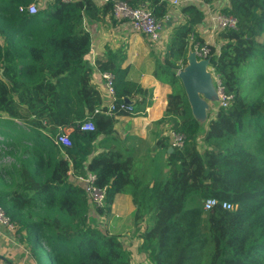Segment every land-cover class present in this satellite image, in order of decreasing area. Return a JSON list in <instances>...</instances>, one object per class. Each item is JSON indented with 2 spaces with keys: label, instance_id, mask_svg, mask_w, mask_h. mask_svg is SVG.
Masks as SVG:
<instances>
[{
  "label": "trees",
  "instance_id": "1",
  "mask_svg": "<svg viewBox=\"0 0 264 264\" xmlns=\"http://www.w3.org/2000/svg\"><path fill=\"white\" fill-rule=\"evenodd\" d=\"M33 1L0 0V114L8 117L0 122V156L11 159L0 173L14 187H0V205L17 223L30 262L131 264L119 235L91 225L85 191L69 181L68 172L90 171L105 187L104 206L92 218L108 215L115 194H129L138 250L149 264H264V0L220 6L237 24L218 32L207 59L231 99L205 123L193 116L177 75L187 64L191 36L193 44L204 41L198 33L203 11L182 5L174 22L165 0H123L145 5L171 30L152 72L171 88L157 123L184 139L168 151V137H157L151 150L164 156L166 171L156 165L151 181L128 155L108 150L88 160L93 140L112 132L115 117L96 112L104 104L91 82L85 24L109 17L111 4L51 0L32 15L18 10ZM123 59L109 52L94 66L113 75L116 102L127 98L144 112L152 89L127 78ZM88 119L94 129L79 130ZM59 130L70 147L54 141ZM211 198L217 204L204 210Z\"/></svg>",
  "mask_w": 264,
  "mask_h": 264
},
{
  "label": "crops",
  "instance_id": "2",
  "mask_svg": "<svg viewBox=\"0 0 264 264\" xmlns=\"http://www.w3.org/2000/svg\"><path fill=\"white\" fill-rule=\"evenodd\" d=\"M94 1L98 3L96 0ZM211 3L221 6L226 5L227 0H218ZM170 12V17L176 22L178 8H170ZM85 25L91 35L90 51L86 55V59L92 66L91 82L98 88L103 104L107 103L109 97L101 78V72L95 68L94 61L104 58L109 52L123 53L124 59L121 65L127 67V78L139 83L142 87L152 89V103L146 108V112L114 116L115 123L112 132L97 135L92 142V152L88 156V160L100 152L108 150L119 152L123 156H130L133 160L134 170L143 174L146 181H151L152 172L157 171L156 165H159L163 172L166 171L164 156L161 153L156 154L151 149L157 137L164 135L168 127L165 123H157V121L163 116L166 96L171 91L168 84L159 81L152 74L156 63L155 57L158 56L152 48L148 47V41L142 34L132 31L123 23L115 21L111 15L100 21H88ZM164 31L165 34L162 33L164 39H166L171 30L166 28ZM198 33L202 39H206L207 34L203 24L198 27ZM213 44L217 46L219 41L216 39ZM216 104L218 105V103ZM210 105L211 110H213L215 103ZM211 110L207 111V119ZM69 181H72V177H69ZM133 210L134 206L129 194H115L110 211L106 215L108 216L109 228L121 232L129 229V226L136 231L132 218L129 219ZM145 225L146 222H142L139 231ZM136 235L132 238L138 241L139 246L141 241ZM19 238L17 231L10 234L0 227V264H32L30 256L25 255V251H28L26 243ZM119 238L122 243H124L123 238L127 240V237L119 236ZM129 250L132 254L131 264H138L135 262L132 250ZM136 250L139 252L138 247ZM145 263L149 264L147 260Z\"/></svg>",
  "mask_w": 264,
  "mask_h": 264
},
{
  "label": "built area",
  "instance_id": "3",
  "mask_svg": "<svg viewBox=\"0 0 264 264\" xmlns=\"http://www.w3.org/2000/svg\"><path fill=\"white\" fill-rule=\"evenodd\" d=\"M63 2H70L72 0H61ZM170 8H178L185 4H197L204 13V28L206 30V39H203V42H192V36L190 38L191 47L189 48L192 52L195 53L197 60L207 59L209 54V45H214L216 36L218 32L225 29H234L237 24V19L231 14H225L221 11V7L215 5L214 3L205 2L204 0H165ZM100 3H110L111 10L110 14L112 19L117 22L123 23L129 27L134 32L142 34L148 41L149 45L152 48L157 49L161 47L160 40L162 38V29L163 23L160 19H157L152 11L147 8L145 5H130L123 0H97ZM19 11H26L28 14H35L38 10L37 6L34 3H29L26 6L20 5L18 7ZM217 47V46H216ZM208 70L212 74L214 81L216 93L218 96V104L222 106H227L231 96L227 95L221 84L218 76L214 75L212 69L208 65ZM101 78L104 81V86L106 88L107 103L104 104V108H98L96 112H101L104 115H119V114H134L140 113L141 111H135L133 108V103L127 102L125 99L116 102L115 91L113 87V75L110 72L104 71L101 72ZM147 108V107H146ZM145 111L142 113L146 112ZM94 125L90 119L79 124V130H93ZM164 136H167L169 139L170 146L181 147L183 144L184 136L180 133L173 131L172 129H166ZM54 141L56 144H60L65 147L71 146V141L67 133L62 130H59L54 136ZM64 157L66 158L64 151L62 150ZM69 177H72L73 182L81 187L89 200V208L95 212L96 208H101L104 206L105 198V187H100L96 184V174L90 171H86L83 174H73L68 172ZM217 204L215 199H207L203 203L204 210L211 209ZM223 207L229 209L232 206L230 204H223ZM0 227L4 228L10 234H13L17 231L18 226L15 221H13L5 210L0 206ZM138 247V245H137ZM136 247V248H137ZM142 254L143 258L146 259V254L142 251H139ZM25 255L30 256L28 251H25Z\"/></svg>",
  "mask_w": 264,
  "mask_h": 264
},
{
  "label": "water",
  "instance_id": "4",
  "mask_svg": "<svg viewBox=\"0 0 264 264\" xmlns=\"http://www.w3.org/2000/svg\"><path fill=\"white\" fill-rule=\"evenodd\" d=\"M188 51L187 64L178 71L177 75L187 96L193 116L200 123H204L207 119V111L211 109L210 104L218 103V96L212 74L208 70V59L197 60L195 53L190 49ZM125 100L133 103L127 98ZM172 148L169 146L168 151H171Z\"/></svg>",
  "mask_w": 264,
  "mask_h": 264
},
{
  "label": "rangeland",
  "instance_id": "5",
  "mask_svg": "<svg viewBox=\"0 0 264 264\" xmlns=\"http://www.w3.org/2000/svg\"><path fill=\"white\" fill-rule=\"evenodd\" d=\"M50 1L51 0H43V2H41V0L40 1L36 0V1H33L32 3H34L37 6L38 9H41L42 7H45L46 3L50 2ZM220 5H221V3H220ZM165 29L166 28L162 29V32L164 34H165V31H164ZM163 33H162V38L160 40L161 46H164V43L166 41V39H164V34ZM147 45L150 48L149 43H147ZM157 51H159V52H157ZM161 51H163V48L157 46V49L154 52L155 53L157 52L156 55L161 57L160 56ZM214 103H215V107H216L217 106V104H216L217 102H214ZM3 119H8V117L6 115H4V114H0V122H2ZM1 138H2V135H0V139ZM0 147H1V145H0ZM10 162H11V159L8 156H3V157L0 156V170L1 169H7V167H8L7 165ZM1 177H2V175L0 173V187L2 186V187L6 188L8 190H12L14 187L10 184L9 180L3 181V180H1ZM0 189H2V188H0ZM94 216H95V212L93 210H90V208H89L88 217H89V222L91 223L92 226H95L96 228L100 229L101 231H103V232H105L107 234H115V235H119L120 237H127V240L126 239L124 240V238H123V242L126 244L128 249L132 250L133 255L135 256V258H134L135 262L138 263V264H141V262H143V264H146L145 263L146 260L143 258L142 254L139 253L136 250V247L138 245V241H136V240H134L132 238V237H134L137 234V232L135 230L131 229L128 226L129 229H125V230H122L121 232H118L115 229L109 228V222H108V218H107L108 216H104V217L98 216L96 219L92 218ZM129 219H131L130 216H129ZM121 233H124V234L121 235Z\"/></svg>",
  "mask_w": 264,
  "mask_h": 264
}]
</instances>
